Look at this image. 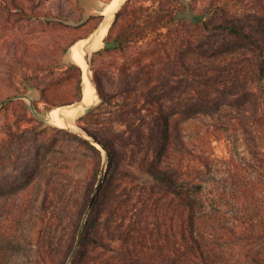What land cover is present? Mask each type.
<instances>
[{
    "label": "trees",
    "instance_id": "obj_1",
    "mask_svg": "<svg viewBox=\"0 0 264 264\" xmlns=\"http://www.w3.org/2000/svg\"><path fill=\"white\" fill-rule=\"evenodd\" d=\"M32 1L0 0V7L12 16L10 10L15 8L24 12V3ZM168 2L169 6L162 3L160 10L151 11L143 4L123 5L110 29L112 31L120 25L116 39L120 42L119 47L150 38L148 46L162 45L166 58H172L177 47L180 53H183V47H187L193 53H202L204 49L206 57L218 59L222 45L214 39L217 33L223 31L248 36L259 21L257 19L264 17V0H252L243 8L242 14L231 9L229 3H214L198 10L190 0ZM243 17L247 20L242 21ZM46 20L54 21L49 16ZM185 30L187 34H184ZM161 38H167V41ZM78 40L70 43V49ZM169 43L172 47H167ZM249 49L256 61L254 76L249 74L251 69L243 73L238 66L230 69V80L217 74H206V78L200 80L196 73L190 74L184 60H180L184 70L172 75L176 77V83L171 84L168 92L170 85L164 83L161 87L160 78L155 74L162 60L161 51L156 47L140 49L138 55L130 60L131 66H136L141 76L130 89L127 83L124 88L126 93H130L128 98L133 100L132 106L119 109L120 118L103 120L99 113L93 114L96 118L92 122L99 128L110 126V135L84 126L88 134L104 145L108 157V171L94 206L89 208L103 159L102 151L91 138L72 128L54 126L57 133L53 137L77 138L80 146L96 154L97 171L88 175V183L83 190L76 192L66 187L70 180L66 164L51 170L42 205L45 212L43 225L36 239L27 236L23 228L29 204L24 201L17 206L20 213L15 219L12 218L15 210L8 208L3 221H0V264H11L15 254L25 256L34 250L26 256V262L23 260L19 264H264V245L258 247L264 239V228L260 222L242 215V209H239L240 214H236L239 216L230 217L223 213L220 205H227L222 200L223 192L215 201L208 203L204 196L203 154L195 156V149H182L190 137L194 144L191 140L189 142L197 148L195 140L203 136V130L184 135L181 130L183 120L213 117L233 106L236 113L240 112L248 120V124L242 126L244 135L249 138L251 128L257 132L264 130V107L258 104L257 93L250 85L255 76H264V46L255 42ZM72 53L70 69L77 75L76 97L81 99L86 86L83 69ZM234 53L235 50L230 52ZM242 76L246 80L245 85L241 89L235 88ZM93 82L103 100L112 96L98 75L93 77ZM229 86L235 87L231 90ZM43 99L47 100L45 93ZM142 101L145 104L140 105ZM94 107L93 104L87 110ZM116 120L126 122V127L116 131L113 128ZM42 131L36 129L33 139L36 140ZM33 145L41 155L42 149L36 143ZM50 149L47 153L51 152ZM254 151L259 167L264 166V152L259 154L260 150L255 147ZM36 164L27 180L35 181L40 177L41 170L37 171ZM130 167L148 172L154 183L137 182ZM232 176V184L236 188L245 182L250 195L256 196L255 188L250 186H258L260 181L241 179L244 176L239 175L238 170ZM117 181L120 183L119 192L114 186ZM28 191L23 193L29 196ZM29 198L25 200L28 202ZM248 205L243 204V209ZM14 228L16 232H13ZM227 232L235 236H228ZM116 240L120 242L117 247L111 242Z\"/></svg>",
    "mask_w": 264,
    "mask_h": 264
},
{
    "label": "rangeland",
    "instance_id": "obj_2",
    "mask_svg": "<svg viewBox=\"0 0 264 264\" xmlns=\"http://www.w3.org/2000/svg\"><path fill=\"white\" fill-rule=\"evenodd\" d=\"M110 1L112 0H33L24 3V12L15 8L10 10L13 12L12 16L4 7H0V221H3L8 208L15 210L12 214V218L15 219L20 213L17 206L25 201L29 205H27L26 223L23 228H25L26 235L33 239H36L43 225L45 212L42 205L47 188V178H49L51 170H56L58 166L66 164L65 166L69 168L67 171H69L70 178L66 182V187L76 192L83 190L89 181L88 175L97 171L96 154L91 149L80 146L77 138L65 140L57 136L56 139L53 137L57 133L54 126L72 128L87 138L89 137L84 126H91L100 133L110 135V126L99 128L100 126L97 127L92 122V119L96 118L93 114L99 113L103 120H108V117L120 118L118 110L132 106L133 100L128 98L130 93H126L124 88L127 87V83L130 84L128 86L130 89L141 76L137 72L138 68L134 65L131 66L130 60L132 56L138 55L140 49L156 47L158 51H161L160 69L158 68L155 74L156 78H160L161 87L164 83L170 85V88L166 90L168 92L171 90V84L176 83V77L173 78L172 75L184 70L183 62L180 63V60H184L186 70L190 74L196 73L200 80L205 79L206 74H217L222 79L229 78L230 80L229 75L232 67L239 66L238 68L243 73L251 69L249 74L254 76L256 61H254L249 48L255 42L264 46V23L261 22L264 21V17H259V19L256 18L259 21L256 22L255 28L250 31L248 36L232 35L223 31L217 33L218 36L214 39H218V43L222 45L218 59L206 57L203 54L205 53L204 49L201 51L202 53H193L189 52L187 47H183V53H180L177 47L176 52L174 51L175 57L166 58L162 45L148 46L147 40L150 38L134 41L124 47L118 45L112 47L115 49L111 48L110 50L105 49L104 43L98 49L90 50L88 47L86 53H91V62L89 65L87 62L83 65L80 64L83 69V78L88 75L89 68L92 79L98 75L105 90L111 92L112 96L103 100L96 89L94 109L88 111V107H84L83 113L74 123L60 125L55 121L51 111L56 107L63 108L80 100L76 97L77 75L74 70L70 69L72 51L70 43L77 38L82 39L90 36L103 20V14L110 17V26L105 38L109 41L118 40L120 25L110 31L117 18V14L113 16L112 14L124 0H120L112 9L105 11V6ZM190 1H193L198 10L214 3H229L231 9L242 14L243 8L247 7V4L250 5L252 0ZM135 3L143 4L150 11L156 8L160 10L162 3L170 5L168 0H125L121 7L123 5L130 7ZM47 16L54 21L47 22ZM55 16H69L84 21L80 25H71L55 19ZM241 19L242 21L247 20L244 17ZM103 27L104 25L95 32L94 36ZM163 30L167 31V28ZM186 32L185 30L184 34H187ZM172 34L176 36L175 32ZM161 40L167 41V38H161ZM167 47H172V45L169 43ZM98 50H102V52L96 54L95 52ZM172 50H175V47ZM232 50H235L233 55L230 54ZM174 58L179 61L176 62ZM210 68H214V70L211 71ZM249 74L248 77L252 78ZM255 77L256 79L250 85L257 93L258 104L264 107V76ZM241 79L235 85L236 87L229 86V89L232 90L234 87L241 89L246 83L244 76ZM185 83L187 84V81ZM43 93L47 100L43 99ZM142 104L145 103L142 101L140 105ZM169 104L172 105V102ZM52 107L53 109L50 110L49 108ZM113 124L116 131L126 127V122L120 123L119 120L113 121ZM247 124L248 120L244 119L240 112L236 113L234 106L213 117L183 120L181 130L184 135L203 130L201 134L203 136L200 137L201 139H194L197 148L196 145L193 147V138L190 137L186 139L187 146L183 143L182 149H195V156L203 154L204 165L201 166L205 170L204 196L208 203L215 201L218 194L223 192L222 200L227 202V205L222 203L220 205L223 213L232 217L237 213L240 214L239 209H242V215L258 220L264 228V166L259 167L260 163L254 151L255 147L260 150L259 154L264 152V130L257 132L251 128L253 132L250 131L251 134L248 138L242 129V126ZM36 129L43 131L35 140L33 134ZM195 135L200 134L195 133ZM34 143L42 149L41 155H38L39 151L34 147ZM93 143L103 154L98 183L100 177H105L108 171V157L104 146L97 142ZM50 147L51 152L47 153ZM45 154L46 156L43 157ZM66 158H69V161ZM36 163H38L37 171L41 170L40 177L35 181L27 180L28 175L34 171ZM124 169H127V166ZM130 169L135 172L134 178L137 182L154 183L153 177L148 172L135 167H130ZM103 170H105L104 175ZM237 170L239 175L243 174L244 176L241 179L252 182L260 181L258 186H250L255 188L253 192L256 196L250 195L251 192L249 193L246 189L245 182H242L237 188L232 184V173ZM119 181L114 184L117 188L120 184ZM28 189L29 196L26 195V192L23 193ZM18 191L22 192L17 195ZM119 191L118 188L117 192ZM26 197H30L31 200L27 202ZM262 197L263 200H261ZM248 203V207L243 209L242 205ZM14 231L17 230L14 228ZM227 234L228 236L234 235L230 232ZM111 242L115 247L120 245L117 240ZM263 245L264 239L258 244V247ZM30 252L33 251H28L25 256L22 253L15 254L11 264H19L23 260L26 262V256Z\"/></svg>",
    "mask_w": 264,
    "mask_h": 264
},
{
    "label": "bare ground",
    "instance_id": "obj_3",
    "mask_svg": "<svg viewBox=\"0 0 264 264\" xmlns=\"http://www.w3.org/2000/svg\"><path fill=\"white\" fill-rule=\"evenodd\" d=\"M120 0H112L105 6V11L112 9L113 6H116V3ZM110 19L104 25V27L95 35L93 43L89 46V49H98L103 46L104 38L109 30ZM86 39L78 40L72 47L73 58L81 65L86 64L85 53L87 49L85 48ZM87 74V73H86ZM85 89H84V101L85 103H91L97 96L95 85L92 83L88 75H85ZM84 105L80 104L79 106H71L63 109L62 107H56L52 110L55 121L60 124H72L76 119L83 113Z\"/></svg>",
    "mask_w": 264,
    "mask_h": 264
},
{
    "label": "water",
    "instance_id": "obj_4",
    "mask_svg": "<svg viewBox=\"0 0 264 264\" xmlns=\"http://www.w3.org/2000/svg\"><path fill=\"white\" fill-rule=\"evenodd\" d=\"M124 1H125V0H124ZM124 1H123V2H124ZM123 2H122V4H123ZM122 4H121V5H122ZM121 5H120L119 7H121ZM119 7L115 10V12L112 14V16L117 14V11H118ZM112 16H111V17H112ZM55 19L60 20V21H62V22H65V23H67V24H71V25H80V24H82L83 21H84L83 19H80V20H79V19H75V18H72V17H69V16H55ZM109 19H110V17H109L108 15L103 14V20L101 21V23H100V25L98 26V28H97V29H96V30H95L90 36L85 37V38H82V39H86V40H87V42L85 43V48H86V49H88V47L93 43V41H94V39H95V36H94L95 32H96L97 30H99L103 25H105L106 22H107ZM79 40H80V39H79ZM118 45H120V42H117V41H115V40L109 41V40H107V38H105V40H104V46H105V47L112 48V47H116V46H118ZM85 60H86V62H87L88 65H89L90 62H91V53H90V52H87V53H86V55H85ZM88 76H89L90 80H91L92 83H93L92 75H91V73H90V69H89V68H88ZM93 84L95 85V83H93ZM95 87H96V89L98 90V88H97L96 85H95ZM83 101H84V95H83V97H82L80 100L74 102L73 104H69V105H67V106H64L63 109L68 108V107H71V106H79L80 104H83L84 107L86 108V107H89V106H91V105H93V104L95 103V99H94L91 103H88V104L85 103V102H83ZM69 126H70V125H69ZM86 134H87V136H88L89 138L92 139L93 142H97V143L101 144L102 146H104L101 142H99L96 138H94L93 136H91V135L88 134L87 132H86ZM102 173H103V175H104V174H105V170H103ZM103 182H104V177L101 176L100 179H99V181H98V183H97V185H96V189H95V191H94V194L92 195V198H91V201H90L89 208H92V207L94 206L95 201H96L97 197H98L99 194H100V189H101V187H102Z\"/></svg>",
    "mask_w": 264,
    "mask_h": 264
}]
</instances>
